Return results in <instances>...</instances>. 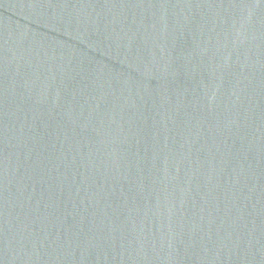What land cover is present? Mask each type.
<instances>
[{
    "label": "water",
    "instance_id": "1",
    "mask_svg": "<svg viewBox=\"0 0 264 264\" xmlns=\"http://www.w3.org/2000/svg\"><path fill=\"white\" fill-rule=\"evenodd\" d=\"M0 264H264V0H0Z\"/></svg>",
    "mask_w": 264,
    "mask_h": 264
}]
</instances>
